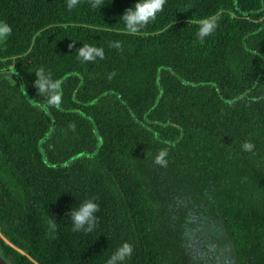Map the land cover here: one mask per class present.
I'll return each mask as SVG.
<instances>
[{
	"label": "trees",
	"instance_id": "16d2710c",
	"mask_svg": "<svg viewBox=\"0 0 264 264\" xmlns=\"http://www.w3.org/2000/svg\"><path fill=\"white\" fill-rule=\"evenodd\" d=\"M135 2L0 0V233L25 253L0 237V254L106 264L127 241L125 264H264V0H166L133 35L119 18ZM84 43L104 58L77 60ZM40 67L58 108L33 85ZM90 197L99 223L74 232L66 214Z\"/></svg>",
	"mask_w": 264,
	"mask_h": 264
},
{
	"label": "clouds",
	"instance_id": "9594fccd",
	"mask_svg": "<svg viewBox=\"0 0 264 264\" xmlns=\"http://www.w3.org/2000/svg\"><path fill=\"white\" fill-rule=\"evenodd\" d=\"M103 0H91L90 7L102 8ZM79 4V0H66V7L69 10L76 8ZM166 0H136V2L129 8H126L119 20L122 22L124 29L129 34H137L141 32L151 22L155 21L158 13H160ZM264 19V18H262ZM197 24L196 37L198 40L203 41L206 37L212 35L219 23V17L216 15L208 16L195 21ZM12 33L11 25L5 21L0 20V41L6 40ZM74 43V42H73ZM73 44H69V48H72ZM76 59L81 62H94L97 59L104 58V49L102 47L84 43L81 47L76 48ZM36 79L33 81L34 87L37 89L39 95H43L46 99L47 105L51 107H59L62 103V93L60 91L61 84L58 80L54 79L50 72L44 67L33 71ZM75 127V125H70ZM254 144L250 141H246L242 144V149L251 152L254 149ZM168 152L165 149H161L154 157V162L160 166H166ZM74 195V194H73ZM77 200L78 197L74 195ZM76 207H71L66 214L70 217V224L72 231L74 232H93L97 224L99 223L98 213L100 211V205L95 197L85 198L82 202L76 203ZM49 229L56 231L58 223L53 219L48 222ZM133 254V245L130 242H122L111 255L107 258L106 264H125V262Z\"/></svg>",
	"mask_w": 264,
	"mask_h": 264
},
{
	"label": "water",
	"instance_id": "95a60500",
	"mask_svg": "<svg viewBox=\"0 0 264 264\" xmlns=\"http://www.w3.org/2000/svg\"><path fill=\"white\" fill-rule=\"evenodd\" d=\"M11 69L7 68V69H2L0 70V72H9ZM0 237L3 239V241L10 245L11 247H13L15 250H17L18 252L25 254L21 249H19L18 247L14 246L8 239H6L1 233H0ZM30 260H32L35 264H38L36 261H34L29 255H26ZM0 264H8L7 261L1 256L0 254Z\"/></svg>",
	"mask_w": 264,
	"mask_h": 264
},
{
	"label": "rangeland",
	"instance_id": "374dc122",
	"mask_svg": "<svg viewBox=\"0 0 264 264\" xmlns=\"http://www.w3.org/2000/svg\"><path fill=\"white\" fill-rule=\"evenodd\" d=\"M222 264H231V263L226 260H222Z\"/></svg>",
	"mask_w": 264,
	"mask_h": 264
},
{
	"label": "flooded vegetation",
	"instance_id": "af4514ba",
	"mask_svg": "<svg viewBox=\"0 0 264 264\" xmlns=\"http://www.w3.org/2000/svg\"><path fill=\"white\" fill-rule=\"evenodd\" d=\"M8 263V262H7Z\"/></svg>",
	"mask_w": 264,
	"mask_h": 264
}]
</instances>
